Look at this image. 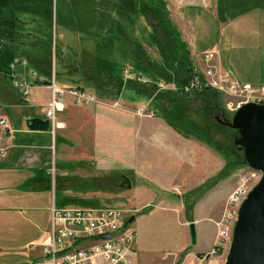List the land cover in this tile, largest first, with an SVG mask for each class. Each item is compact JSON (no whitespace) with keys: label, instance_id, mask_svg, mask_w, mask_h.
Here are the masks:
<instances>
[{"label":"rangeland","instance_id":"rangeland-1","mask_svg":"<svg viewBox=\"0 0 264 264\" xmlns=\"http://www.w3.org/2000/svg\"><path fill=\"white\" fill-rule=\"evenodd\" d=\"M42 1H44L43 4H39L40 0L36 2L34 0H24L21 4L14 3L7 8L2 5L10 14L15 16L16 20L13 21V24L20 30L19 37L21 42L28 43L31 35L39 34V26H43L42 29L45 32L43 34L44 39L51 38L52 54L47 55L45 59H41L43 50H38L37 46H32L31 48L21 45L17 53L27 57L28 62L31 61L35 63V60L41 59L40 63L44 65L47 72L52 73L53 63H55V56L53 54L55 42L57 41L59 50H56L58 53L56 55V61L59 63V70L60 68L63 70L59 76L57 74V82L63 80L69 83L71 81L69 79H77V74L73 73L75 77H69L68 74H71L74 68H78L79 72L86 75L84 77L88 78L87 85L92 84V87H88L87 89L95 93L98 98H104L105 94L109 92V95H111L113 90L108 86H104L106 83L99 78L97 79V74L92 72L94 69L96 71L97 68L90 70L89 66L96 67L95 65H98L100 71L104 72L101 67L105 65L99 62L102 61L114 70L111 73L115 72L116 75H119L120 68L134 66L135 61L139 60L142 56L140 59L141 61H139L151 69V73L148 75L150 78L142 77L147 76V72L144 69L137 70L141 78L146 82H128L129 80H123L121 76H119L122 81H120V83H122L121 87L120 83L115 79H111L109 84H113V82L116 81V83L118 82V85L115 84L116 88H120L123 92L126 91V88L130 87L133 90L143 92L146 96H150L151 100L153 99L155 101L154 104H156V110H153V113L157 117L163 118L173 131L180 135V138L184 140H187V138H198L216 151L221 162H216L215 167L219 168V170H217V173H215V176H212V178H209V175H207L209 180L206 182V185L188 194H194L198 197L204 192H207V187L213 186L216 183H223L222 181L225 182L226 188L221 192L222 194L225 193V196H222V214L217 222L220 228L221 220L226 213L224 209L226 208L227 197L231 191L243 184L245 179V184L249 187L253 186L257 181V176L252 175L254 174L252 172L253 169L247 165L244 159L243 151L234 146L233 136L236 130L223 123L231 121L233 113L236 110L234 106L239 99L235 96L220 94L214 90L217 98H215L213 104L210 105L206 101V94L203 93L207 90L206 88L198 91L196 96L191 94L181 96L176 93V91L167 88L158 90L156 83V81L162 79L164 84L170 87H178L179 80L187 73V62L185 58H189L193 61L190 41L194 42V37L187 36L182 30L179 17L176 13L178 10L180 15L183 14V17L187 19L188 15L191 14H197L198 19H202L205 29H207L204 39H206L207 35L209 38L211 36V39L217 38V33L214 29L217 17L213 12L210 9L207 10L202 8V6L198 8L195 6H184L185 4H183L185 2L209 3L213 0H159L162 8L160 6V9L158 8L159 11L155 12L156 16H159V18H155L152 14V18H155H153L154 23H152L154 27L149 22V20H151V14L144 11V7H155L153 0ZM161 10L163 13L166 10V15H161ZM146 13L148 15H146ZM211 14L214 15V17H212ZM166 18L169 19V22L166 21ZM208 29L211 30V33ZM9 36L10 35H7V37ZM171 36L173 38L175 52H173L172 58L169 59L165 58L163 55L160 49V43H162V45L165 44L166 40ZM176 52L182 55V57L176 55ZM63 53L65 55H63ZM28 55L32 56V58ZM0 57V70L6 73L11 72L8 63L2 57L1 53ZM93 58L99 61L97 62ZM149 61L154 66L151 64L149 65ZM31 69L36 70L37 68L29 64L23 72V76L28 77L27 79L29 80L31 78L28 73ZM59 70L57 69V71ZM194 70L198 69L194 68ZM131 74L134 75L135 73L131 72ZM4 77L5 83L12 92L14 99L13 97L11 99L9 98L10 100L0 98V106L4 107L6 116L16 129H27L26 122L29 119L28 114L30 110L28 105L35 103L39 112L40 110L42 112L43 106L38 103L43 102L44 97L42 93L39 92V89L31 88L27 98L28 100L20 102L17 100V95L10 85V83H12L11 79H9L7 75H4ZM137 84H140V87L135 86ZM142 89L143 91H141ZM117 92L118 91H115V93ZM123 96V98L128 101L126 93H124ZM13 100L14 102H20V110L14 107L12 103ZM141 100L143 99H140V97L137 98V102ZM103 101L110 106V100L106 99L105 101L104 99ZM229 102L233 103L232 108H229L231 105L228 104ZM66 103L67 100L65 101V107ZM71 104L75 105L77 108L83 109L90 108V105H93V103H89L88 105H77L74 102H71ZM135 115L138 114L135 113ZM143 115L145 116L144 113L142 116ZM59 121L64 122L61 114L59 115ZM99 127L101 126L98 121L93 120L92 123L90 122L84 127V130H86V134L84 135L85 138L82 136L84 132L82 127L80 129L78 126L75 127L73 131L69 132L56 130V135L55 133H50L49 135L46 133L47 131L41 132L42 134L32 135L34 137H43L47 144L45 157L48 160V177L50 180L53 178L55 183L53 189H48L50 201L53 195V204L57 206L66 208H116L125 210L127 212L126 216H131L133 215L131 208L139 201V199L136 198V187L145 184L147 189L157 195L155 201L150 202V205L142 211L143 213L149 211L152 220V222H148V232L143 234L144 242L147 246L152 248V254L146 264H165L161 250H169L172 252V250H174L172 245L177 244L183 237L182 233L184 235L185 231H187L186 227L180 224L179 217H182V219L186 217L187 220L194 217L192 208L193 202L191 201L193 197L190 199H184L182 197L180 199L181 196L169 194L178 193V195H180L181 192H179L177 187H173L170 191H167L169 192L168 194H165L162 190L164 185L159 187L158 182L160 181L157 182V179L152 178L150 179L151 182L145 180L144 183V181L138 178V175H134L133 171L137 169L130 168L128 164H131V162L126 160V158H117L114 155L104 156L98 153L100 152L98 148L101 152H109L110 145H112L110 141L111 135L109 134L111 133L110 129L104 128L103 130H99ZM115 133H118V131L115 130ZM64 134V139H62L61 137ZM5 136L8 137L11 135L6 133ZM80 136L83 137V139H81ZM100 137L102 141H99ZM65 139H69L70 143ZM184 144L186 145L185 147L183 145V147L188 148L184 150L194 155L196 158L195 160L201 161L202 154L195 145L190 144V142H185ZM6 145L7 144L0 139V161H3L2 159L4 156L1 155V152L5 149ZM113 145H115V143H113ZM95 151H97V153H95ZM157 151L158 149L154 147L150 148L149 158H152L150 162L152 163L151 167L154 164L163 165V161L164 164H172L171 157L167 154L164 155L161 150L159 156L157 155ZM187 164H191L188 158L186 162H183V165L178 166V168L184 167ZM207 164V161H204V164L201 163L198 165V172L204 171L208 166ZM64 171L72 172V175L69 174V179L67 180L63 178V176L66 175L63 174ZM24 175L27 174L21 176ZM122 177H127L131 181L130 188L121 187ZM168 180L170 179H164L163 181L165 182ZM1 183L0 196L12 194L10 190H8L9 185L6 184L5 181H1ZM29 193L30 195H34L35 192L30 191ZM162 194H164V196H162ZM35 195L40 200V203L44 204L45 196L40 194V192ZM159 198H164L173 204L171 206L173 209H169L168 212H166L168 213V216L165 218L167 219L166 225L157 223L155 220V218L157 219V217H160L163 213L161 210L154 207V204H156ZM219 200V194H216L214 198L208 197L204 199L203 203L207 206H212L217 204ZM219 204L217 206H219ZM2 215H7V212L0 211V218H2ZM235 220L236 216H229L227 219V228H233ZM191 222L195 225L194 221ZM167 231L169 234L164 236V233ZM172 233L174 235H172V240L169 241L168 236ZM167 241L172 244H167ZM189 244L190 242L188 245ZM196 247L197 245L193 246L194 251ZM224 251L223 253H225V255L221 253V258L227 255V249ZM10 261L0 258V263L2 264Z\"/></svg>","mask_w":264,"mask_h":264},{"label":"crops","instance_id":"crops-1","mask_svg":"<svg viewBox=\"0 0 264 264\" xmlns=\"http://www.w3.org/2000/svg\"><path fill=\"white\" fill-rule=\"evenodd\" d=\"M43 3L44 1L40 0L39 4ZM183 4H185L184 6H195L198 8L202 6V8L207 10L210 9L217 17V22L214 26L217 38L211 39V36L209 38L207 35L206 39H204L207 29H205L202 19H198L197 14L188 15L187 19L183 17V14L180 15L179 10L176 12L184 33H186L187 36L194 37V42L190 41L193 61L191 59L189 60L192 67L200 71L205 69L208 62L203 59V55L205 53H212L211 63L214 64L218 70L229 71L231 75L240 82H249L254 85L264 84V0H213L209 3L185 2ZM214 15L211 14L212 17H214ZM39 27V34L31 35L28 43L20 41V30L18 27L15 26L17 31L14 35L9 37H7L9 34L7 29H0V53L8 65L15 55L22 56L17 53L21 45L32 48V46H35L34 44H37L35 42L36 39H38L36 38L37 36L44 39L43 34L45 32L42 29L43 26ZM208 30L211 33V30ZM63 55L65 54L63 53ZM177 55L182 57L180 54ZM28 56L32 58V56ZM25 58L27 59V57ZM40 60L41 59L35 60V63L29 61L28 65L30 64L40 68V73L37 70L38 77L44 82H47L49 80V75L44 65L40 63ZM95 60L97 62L99 61L97 59ZM95 60L93 61L96 62ZM139 60L135 61L134 66L120 68L119 75L122 77L123 69L135 73L136 75H139L137 69H144L147 72V76L142 77L150 78L148 75L151 73V69L142 64L140 62L141 60ZM99 62L107 65L102 61ZM148 64L153 65L150 61ZM54 65L53 63V73L55 72ZM95 66L96 67L89 66V69L92 70L93 68H97V70H100L98 65ZM57 68L59 70V67ZM24 69L25 68L18 66L19 73L22 72L21 74H23ZM62 71L63 70L60 68L59 72L62 73ZM110 71L113 72L114 70L110 68ZM73 73L77 74L78 78L84 75L79 72L78 68H74L72 73L68 74L69 77H75ZM7 74L8 73L0 70L1 99H11L13 97L12 92L5 83L4 75ZM111 75L116 76V73L114 72ZM8 78L11 79L9 76ZM27 78L28 77H26V79ZM34 81L35 80L32 78L29 80V82ZM55 81L57 82L58 80L55 79ZM57 83L62 87H75L71 82L66 83L64 81H59ZM10 85L17 95V100L21 102L19 91L12 83H10ZM105 86L110 87L114 94L111 92V95L108 93L104 98L99 97L100 102L93 103V105H90L91 107L87 109L77 108L75 105L71 104V98L68 97L66 107L64 111L60 113L64 122L61 121L62 126L57 129V131L63 130V132H69L73 131V129L78 126L80 129L82 127L84 131L82 136L85 138L84 135L86 134V130H84V127L90 122L92 123L93 120L98 121L101 126L99 130H103L104 128L110 129V141L112 142L109 152H101L98 148V151H100L98 153L104 156L114 155L117 158H126V160H129L132 164H128L130 168L137 169L133 171L134 175H138V178L144 181V183L145 180L151 182L150 179H157V182L160 181L158 182L159 187L164 185L162 190L165 194H168L169 192L167 191H170L173 187H177L179 192H181L180 195H178V193L169 194L181 196L180 199L182 197L184 199L193 197L191 201L193 202L192 208L194 217L188 220L186 217L185 219L179 217L180 224L185 226L187 231H185L184 235L182 233L183 237L177 244L172 245L174 249L172 252L169 250L161 251L165 264H195L197 255L208 253L217 241L219 231L217 222L222 214V196L225 194L221 192L226 188V184L222 181L223 183H216L213 186L207 187V192H204L198 197L188 193L206 185L209 178L215 176V173L219 170V168L215 167L216 162L220 161L218 154H216V151L208 144L202 142V140L198 138H187V140L180 138V135L173 131L163 118L157 117L153 113V110H156V104H154L155 101L153 99L151 100L150 96H146L143 92H137L130 87L126 88V91L124 90L125 92L121 90L115 93L116 86L114 82L113 84L107 82ZM33 88L39 89V92L42 93L44 97L43 102L38 104L43 106L44 109L50 97L49 89L45 87ZM124 93H126L128 101L123 98ZM203 93L209 94L210 96L214 95L213 98L205 95L207 103L213 104L211 99L215 100V98H217L214 90L210 89V91ZM196 94L197 93H193L191 95L196 96ZM120 97L122 98L123 109L110 107L103 101L104 99L106 101V99L113 100ZM139 97L143 100L137 102V98ZM209 100L212 102L210 103ZM18 101L14 102L13 100L12 103L15 108L20 110L21 104ZM28 107L30 108L28 114L29 119L32 117H41L43 119V111L41 112L40 110L39 112L35 103L28 105ZM137 107H146L147 112L152 111V115H135L134 110ZM0 118L6 119L13 129L12 135L7 137L2 133L0 127V139L7 144L5 149L1 152L4 158L2 159L3 161H0V183L1 181H5L6 184L9 185L8 190L12 193L10 195L6 194L5 196H0V211L7 212V215H2V218H0V258L8 261L14 260L6 262L5 264H41V244L49 230L50 206L54 203L53 195L50 201L48 189H53L55 186L53 178L50 180L48 177V160L45 157L47 144L43 137L32 136L42 134L41 132L43 131L35 132L29 130L27 127V129H16L6 116L3 106H0ZM115 130L118 131L119 134L115 133ZM46 133L50 135L48 130ZM64 136L65 134L61 138L64 139ZM83 137L80 136L81 139H83ZM65 140H68L70 143L69 139ZM99 141H102L101 137ZM185 142H190V144L195 145L202 154L201 161L195 160L196 158L194 155L184 150L188 149L184 148L186 145L184 144ZM113 143H115V145H113ZM151 147L158 149L157 155L160 156L161 150L164 155L167 154L171 157L172 164H164L163 161V165L154 164L151 167L152 163L150 162L152 158H149ZM95 153H97V151H95ZM187 158L190 160L191 164L178 168V166L183 165V162H186ZM204 161L208 163L207 168L204 171L198 172V165L201 163L204 164ZM71 173V171H64L63 174H66L63 176L64 180L69 179V174L72 175ZM23 174L27 175L21 176ZM207 175H209V178ZM164 179L170 180L164 182ZM136 189V198L139 199V201L131 208L133 215L129 216V221L131 217L134 216V219H132L130 223L136 231V239L129 257L134 261V264H146L152 254V248L147 246L144 242L143 234L148 232V222H152V220L149 211L145 213L142 211L150 205V202L155 201L157 195L147 189L145 184L137 186ZM30 191H34V195H30ZM39 192L45 196L44 204L40 203V200L35 195ZM216 194H219L220 199L217 204H215V201V205L212 206H207L203 203L204 199L208 197L214 198ZM162 196H164V194H162ZM218 204L219 206H217ZM172 205V203L164 198H159L157 200L154 207L163 212L160 217H157V219L155 218L157 223H162L163 225L167 224V219L165 218L168 216V213L166 212H168L169 209H173L171 207ZM191 221L195 222L196 229L195 245H197V247L195 251L190 244L188 245L190 242L189 223ZM167 234H169L168 231L164 233V236H167ZM172 235L174 234L172 233L168 236L169 241L172 240ZM167 244L171 245L172 243L167 241ZM222 255H225V253L222 252Z\"/></svg>","mask_w":264,"mask_h":264},{"label":"built area","instance_id":"built-area-1","mask_svg":"<svg viewBox=\"0 0 264 264\" xmlns=\"http://www.w3.org/2000/svg\"><path fill=\"white\" fill-rule=\"evenodd\" d=\"M212 53H205L203 59L208 62L203 70H194L193 74L178 87H170L162 80L156 81L158 90L167 88L182 94L197 93L203 88L216 90L220 94L235 96L239 100L234 109L247 102L264 103V84L254 85L249 82H240L229 71L218 70L211 63ZM28 60L23 56H15L9 63L13 86L19 91L22 101H27L31 88L45 87L49 89L51 97L43 109V118L48 119V132L54 134L62 126L59 115L64 111L65 101L71 98L77 105H88L100 102L97 95L88 89L77 87H62L56 81L54 73L44 82L38 77L37 70L29 71L30 77L35 80L29 82L16 69L18 66L26 68ZM122 77L125 80L146 82L141 76L131 74L123 69ZM110 106L123 109L122 98L110 100ZM230 101V100H229ZM232 108L233 103H228ZM134 113L138 115H152L146 107H137ZM0 127L3 134L12 135L13 129L4 118H0ZM257 181L260 172L253 170ZM244 180V178H243ZM256 181V182H257ZM241 184L228 195L225 216L221 220L217 241L208 252L196 258L195 264H223L225 257L220 254L227 249L232 237V229L227 228L229 216H237V210L252 186ZM126 211L116 208L77 207L66 208L52 205L50 209V226L45 239L41 244V264H134L129 257L136 239V231L126 216ZM227 215V216H226ZM108 234L109 237H104Z\"/></svg>","mask_w":264,"mask_h":264},{"label":"water","instance_id":"water-1","mask_svg":"<svg viewBox=\"0 0 264 264\" xmlns=\"http://www.w3.org/2000/svg\"><path fill=\"white\" fill-rule=\"evenodd\" d=\"M219 122H222L218 120ZM236 132L234 146L243 151L247 165L260 172L259 180L240 203L232 229V237L223 264H264V103L247 102L233 113L230 122H223ZM32 131H47L48 119L32 117L26 122ZM121 187L130 188L127 177ZM134 219L131 217L130 221ZM190 246L196 244V229L189 223ZM104 237H109L105 234ZM198 254L197 257H201Z\"/></svg>","mask_w":264,"mask_h":264},{"label":"trees","instance_id":"trees-1","mask_svg":"<svg viewBox=\"0 0 264 264\" xmlns=\"http://www.w3.org/2000/svg\"><path fill=\"white\" fill-rule=\"evenodd\" d=\"M35 2L36 1H38V0H34ZM22 2H24V0H0V29H7V31H8V35H14V33L17 31V29L15 28V26H14V24H13V21L14 20H16V18H15V16L14 15H12V14H10L9 13V11H7L2 5H4V6H6V8L7 7H10V5L11 4H21ZM153 4L155 5V7L154 8H149V7H144V11L145 12H149L150 14H151V20H152V22H151V20H149V22H150V24H152V23H154V19L155 18H159V16H156V14H155V12L157 11H159V9H160V6H161V8H162V5L160 4V2H159V0H153ZM159 8V9H158ZM146 13V15H148ZM166 13H167V11L165 10L164 11V13H163V11L161 10V15H166ZM152 14L154 15V19L152 18ZM158 14V13H157ZM159 15V14H158ZM166 21L167 22H169V19H167L166 18ZM154 24H152V26H153ZM154 27V26H153ZM51 34V33H50ZM167 34V33H166ZM170 34H171V32H170ZM168 36V35H167ZM36 38H38V39H36V43L37 44H34L35 46H37V49L38 50H43V55L41 56V59H45L46 58V56L47 55H51L52 54V50H51V38L49 37V38H47V39H42V38H40V37H36ZM167 39V38H166ZM159 40V39H158ZM41 45V47H40V45ZM160 49L162 50V53H163V55L165 56V58H172V55H173V52H175V48H174V45H173V38H172V36L171 37H169V39L168 40H166V42H165V44H163L162 45V43H160ZM56 50H59V47H58V44H57V41L55 42V48H54V56H55V72H54V74H55V79L56 80H58L57 79V74H58V76L61 74V72H57V67H58V65H59V63H57V61H56V55L58 54L57 53V51ZM176 55L178 54L177 52L175 53ZM186 59V62H187V73H186V75L182 78V79H180L179 80V86L180 85H182L187 79H188V77L189 76H191L192 74H193V70H194V67H192L191 66V62H190V60H189V58H185ZM47 63V62H46ZM49 64V63H48ZM36 70H38V71H40L41 69L40 68H38L37 66H36ZM101 68H103L102 70H104V72H102V71H100V70H93L92 72L94 73V74H97V79L99 78L101 81H103L104 83H107V82H109L110 80H111V78H113V79H115L116 81H118L119 83H120V81H121V78L119 77L120 75H114V76H112L111 74V71H110V68H109V66L108 65H105V66H103V67H101ZM45 73H46V71H45ZM47 74L49 75V77H48V79H50V76H51V73H49V72H47ZM84 76H86V75H83V77H80V78H77V79H69V80H71L70 82L75 86V87H77V88H80V89H87L88 87L90 88V87H92V84L91 85H87L88 83H87V81H88V78L87 77H84ZM99 76V77H98ZM112 76V77H111ZM123 79V78H122ZM124 80V79H123ZM60 81V80H59ZM116 81H114L115 83L114 84H117L118 85V82L116 83ZM133 82V83H135V82H137V81H135V80H129L128 82ZM62 82V81H61ZM122 82V81H121ZM105 86V85H104ZM122 86V83H120V87ZM135 86H138V87H140V84H137V85H135ZM119 87V86H118ZM136 88V87H135ZM100 89V88H99ZM154 89V88H153ZM207 90L205 91V92H207V91H210V89L209 88H206ZM116 91H118V92H120L121 91V89L120 88H116ZM135 91H137V90H135ZM141 91H143V89L141 90ZM137 92H139V91H137ZM110 93V92H109ZM160 93V92H159ZM176 93H178L179 95H187V94H182V93H180V92H178V91H176ZM108 94V93H107ZM106 95V94H105ZM206 95H208V97H211V98H213L214 97V95L212 96H210L209 94H206ZM164 96V95H163ZM212 101H214L213 99H211ZM212 101H210L209 100V102L211 103ZM210 105H212V104H210Z\"/></svg>","mask_w":264,"mask_h":264}]
</instances>
